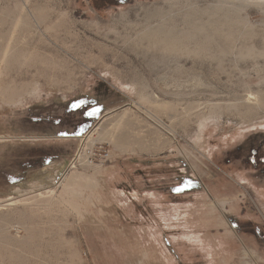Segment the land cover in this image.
I'll return each instance as SVG.
<instances>
[{
	"label": "rangeland",
	"instance_id": "374dc122",
	"mask_svg": "<svg viewBox=\"0 0 264 264\" xmlns=\"http://www.w3.org/2000/svg\"><path fill=\"white\" fill-rule=\"evenodd\" d=\"M258 1L0 0L3 31L24 20L13 47L60 68L48 79L20 60L1 74L35 88L0 99V264H264V107L243 102L264 93V49L240 57L234 26L217 28L238 12L259 38ZM172 17L218 48L152 46L144 33Z\"/></svg>",
	"mask_w": 264,
	"mask_h": 264
},
{
	"label": "bare ground",
	"instance_id": "6f19581e",
	"mask_svg": "<svg viewBox=\"0 0 264 264\" xmlns=\"http://www.w3.org/2000/svg\"><path fill=\"white\" fill-rule=\"evenodd\" d=\"M259 1L257 2V4H264V1H260V2ZM249 6H250V4H249ZM251 6H253V5H251ZM247 7H248V5H247ZM247 7H245V8H247ZM34 11H35V13L37 14L38 17H41V15L42 16H44V15L46 16V13L45 12L39 11L38 9H35ZM9 13H13V11L11 9H9V8H6V10H5V12H4L3 15L9 14ZM233 13H234L233 14L234 15L233 18H226V19H231L230 20L231 23L228 24L227 22L226 23L225 22H219V24H217V28L218 29L221 28V29L224 30V29H228L230 25H233L234 26L233 29H231V31L229 33V35L231 36L230 37V40L231 39H233V40H237V39L238 40H241L238 45H236L234 47L232 46L233 51H234V54H237L240 57H242V54H245L246 55V54L253 53L255 48L260 49V50H263L264 49V30H263L262 36H260L259 38H257V36H258L257 32H253L251 34L246 33V34L242 35L247 28L248 29H254V27L251 26V24H249L246 19L244 21V19L241 18V16L238 14V12H233ZM263 13H264V11H263ZM150 15L151 16H150L149 19L154 18V17H159V16L161 17L162 16V13H160V9L159 8H156L153 11V13L150 12ZM13 17L14 18L11 20V22L9 23L8 28L5 31H3L2 30V27H1V26H4L5 23L1 24V26H0V64H1V68H0V86H2V87H0V99L4 103H15V101L18 102L20 100V98L24 94H29L35 88V85H32L30 83L24 84L23 87H21V86L20 87L19 86H10L11 83H9V82H7V81H5V80L2 79L1 74L4 72V70L11 63H17L20 60H23L25 62H29V61L40 62L41 64H39V65L42 68L34 69V71H36L39 76H41L43 78H48V79L51 78V77H55V75H56L55 73L56 72L58 73V71L60 70V68H59L57 71H54L53 73H51V72L48 71L50 68H47L46 65H45L46 62H47L46 56H43L42 55L41 58H37V52L36 51H28V50L22 51V50H18L15 47H13L14 43H16L18 41V37L20 36V32H22L24 30L23 29L24 20L22 19V17L19 14L13 15ZM175 18L172 17V18H169L168 19L169 20V27H168V30L165 31V33H164L163 30H159L158 28H155V27H154V29L153 28H150L147 32L144 33L145 39L148 42H150L152 44V46H154V47L163 46V50H173V49H177L179 51H182L184 49V46H183L184 42L187 45L188 42H191V41H193L195 39L199 40V42H200L199 43V46H197V48H198L199 51H202L203 52V51H208L209 49L216 50L218 48L217 45H216V43H215V41H214V39H212V34L208 31V29L203 28V29H200L197 32H194V31H190L191 28H192V26L190 25V27L188 29H186V30L183 29L182 32H179V31L175 30V28H174V19ZM226 19H223V20H226ZM12 31H16L17 32L16 36H14V35H13V37L11 36V34H12L11 32ZM13 34H14V32H13ZM209 38H211V40H208ZM204 44H206V45H204ZM223 46H224L223 47L224 48V55H226L228 53V50L230 51L231 45H223ZM130 49L133 52L135 51L132 48H130ZM19 52H22V53L20 54ZM139 52H143V49L142 50H139ZM156 52H157V50L154 49L153 50V53H156ZM183 52L187 53L186 50L183 51ZM183 55H184V53H183ZM258 55H260V53H258ZM256 65L252 64L253 67H255ZM206 66H207L206 62H204L202 60L199 62V69L201 70V72L204 73ZM217 66L218 67H222V64H219ZM233 66L234 67L235 66L238 67L237 64H234ZM233 66H232V68H234ZM63 68H64V66H63ZM40 69L42 70L41 72H39ZM67 73H68V71H67ZM60 75L62 76L63 74L61 73ZM243 102L253 103V104L256 105L257 108L262 109V107H264V93L247 92V94H245V99H244ZM251 107L252 106H250V105H246L244 107H241V109L243 110V111H241V113L249 114V115L253 114L255 110L252 109ZM235 109H236V107H235ZM173 110H175V109H173ZM186 110H187L186 111L187 114H192L191 113L192 112L191 111L192 108L189 109V106H188L186 108ZM195 110H197V109H195ZM198 111H199V109H198ZM201 112H203V111H201ZM195 114H196V112H195ZM199 115L200 114H197L196 117H198ZM112 121H114V120H112ZM120 139H121V137H118V136H117V138L115 137V143L116 144H119L120 143ZM108 141H110V140H108ZM121 142H122V140H121ZM155 143L156 144L153 145V147H157V148L154 149V150L160 149L163 146V144L160 145L157 142H155ZM122 144L125 145L123 142H122ZM157 144H158V146H157ZM143 145H142V147H143ZM9 200L10 201L7 204H13V203L16 202V200H11V199H9ZM4 217H6V216H4ZM8 217H10V216H7V218ZM7 231H8V229H7ZM18 231H19V229H18ZM8 236H10V235H8ZM1 238L5 239L6 237L2 235ZM5 242H6V240H5ZM23 246L24 245H22V247ZM9 264H24V262L23 261H19L16 258H14V259L11 258V260H9Z\"/></svg>",
	"mask_w": 264,
	"mask_h": 264
},
{
	"label": "trees",
	"instance_id": "16d2710c",
	"mask_svg": "<svg viewBox=\"0 0 264 264\" xmlns=\"http://www.w3.org/2000/svg\"><path fill=\"white\" fill-rule=\"evenodd\" d=\"M83 105H84V101L81 99V100H78V103H76V108H77V110L79 109V108H83ZM90 106H94V104H92V105H90ZM89 106V107H90ZM92 109L94 110L95 108L94 107H92ZM79 111V110H78ZM91 112V109H89L88 107L86 108V110L84 111V116L87 118V115H89V113ZM80 113V112H79ZM81 127H82V125H80ZM83 130L81 129V130H79L78 131V133H81ZM262 174H264V172L262 173Z\"/></svg>",
	"mask_w": 264,
	"mask_h": 264
},
{
	"label": "flooded vegetation",
	"instance_id": "af4514ba",
	"mask_svg": "<svg viewBox=\"0 0 264 264\" xmlns=\"http://www.w3.org/2000/svg\"><path fill=\"white\" fill-rule=\"evenodd\" d=\"M120 1V0H119ZM121 1H123V0H121ZM59 133H61V132H59ZM255 152V151H254ZM256 154V153H255ZM255 155H253V157H252V159H250L251 161L250 162H252V163H254V159H255V157H254Z\"/></svg>",
	"mask_w": 264,
	"mask_h": 264
},
{
	"label": "built area",
	"instance_id": "2783aa9c",
	"mask_svg": "<svg viewBox=\"0 0 264 264\" xmlns=\"http://www.w3.org/2000/svg\"><path fill=\"white\" fill-rule=\"evenodd\" d=\"M71 161V160H70ZM71 163V162H70Z\"/></svg>",
	"mask_w": 264,
	"mask_h": 264
}]
</instances>
